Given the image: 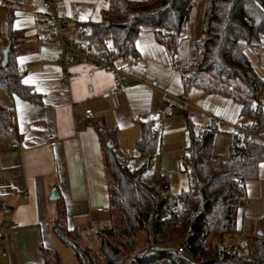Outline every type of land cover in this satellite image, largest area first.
Returning a JSON list of instances; mask_svg holds the SVG:
<instances>
[{
    "label": "crops",
    "instance_id": "crops-1",
    "mask_svg": "<svg viewBox=\"0 0 264 264\" xmlns=\"http://www.w3.org/2000/svg\"><path fill=\"white\" fill-rule=\"evenodd\" d=\"M66 1L67 13L72 4L80 6L78 22L99 21L103 10L109 8V0ZM206 1L195 0L187 37L176 56L169 45L158 43L152 32L141 33L137 42L140 56L131 55L125 60L134 62V73L125 77L115 94L117 84L108 71L83 72L78 64L66 70L59 64L60 47L40 41V34L47 29L44 0H21L13 21V27L22 34L15 47V59L18 68L27 67L19 70L24 73L23 82L40 99L24 98L0 88V106L13 110L16 119L15 130L7 134L0 130V247L8 252L7 256L0 254V264H46L47 251L58 254L56 248L63 243L53 232L52 222L61 204L63 225L69 230L85 233L90 227L98 230L110 223L114 200L103 144L113 147L115 138L116 146L136 156L142 122L161 114L164 93L185 98L189 108L177 110L163 121L161 147L156 155L159 167H165L168 159L183 163L180 154L189 144L191 126L201 132L214 123L218 131L213 147L220 130L228 134L224 142L228 139L229 143L241 104L198 87L186 92L184 87L185 74L193 70L195 43L202 35ZM4 2L0 0L5 12L0 58L8 45L3 37L7 13ZM85 43L89 46L87 37ZM89 47L102 54L101 44ZM253 62L264 77V63ZM87 109L94 112V119L79 123ZM51 137L55 145H51ZM153 164L149 171L164 172ZM188 185L180 177L173 185L176 191L170 192L188 190L184 189ZM53 188L59 195L56 200L51 199ZM245 196L246 203L237 214V238L264 228V160L259 164L258 178L246 182ZM4 225L8 227L4 230L6 238L1 235Z\"/></svg>",
    "mask_w": 264,
    "mask_h": 264
},
{
    "label": "trees",
    "instance_id": "trees-1",
    "mask_svg": "<svg viewBox=\"0 0 264 264\" xmlns=\"http://www.w3.org/2000/svg\"><path fill=\"white\" fill-rule=\"evenodd\" d=\"M195 0H109L99 21H79L87 29L89 46L101 44L102 55L112 63L139 57L137 42L142 32L169 45L173 56L187 37ZM21 0H5L3 37L11 44L9 61L0 58V88L24 98L39 100L23 82L15 59V47L22 34L13 27ZM201 37L195 43L193 70L184 76L185 91L198 87L241 104L240 120H258L264 127V77L259 61L260 38L264 37V0H207ZM16 129L14 111L0 106V130ZM218 127L212 123L201 132L190 128L184 170L191 187L179 193L158 190L146 181V174L161 147V132L152 118L142 122V136L136 142V156L119 162L124 150L104 143L114 205L109 224L95 232L98 251L82 244V233L63 225L61 204L53 232L74 250L78 264H264V228L247 233L249 253L239 240L227 248L230 235L239 232L237 214L246 203L245 184L259 176L264 160L263 144L253 140L245 160L233 151L230 140L224 157L213 154ZM114 137V135H113ZM3 222H1L2 225ZM91 232V231H90ZM181 242L185 251L180 252ZM46 264H65L55 252L45 253Z\"/></svg>",
    "mask_w": 264,
    "mask_h": 264
},
{
    "label": "built area",
    "instance_id": "built-area-1",
    "mask_svg": "<svg viewBox=\"0 0 264 264\" xmlns=\"http://www.w3.org/2000/svg\"><path fill=\"white\" fill-rule=\"evenodd\" d=\"M105 3V1H103ZM67 1L66 0H44L43 8L45 10L46 18L45 23L47 26L46 31L40 34V41L43 44H55L60 47L61 53L57 58V62L61 64L66 70L74 64L81 66L83 72L90 70H106L108 71L117 86L114 90L116 94L120 85L123 83L126 76H130L134 73L135 65L133 61H123L119 63H112L111 60L95 51H93L86 43L87 29H83L78 23V16L80 14V6L78 4H72L70 12L67 13ZM260 50L259 61L264 63V37L260 38ZM26 66L19 67L20 71H25ZM67 74L68 72L65 71ZM164 109L159 115H155L154 130L161 131L163 121L170 115H173L177 110L188 111L189 102L181 96H171L168 93L163 94ZM94 119V112L91 109H87L85 118H79V123H89ZM219 119H223L219 117ZM51 145L56 144L54 137H51ZM230 145L236 155L241 160H245L250 148L249 144L253 140H259L263 144L264 153V127L258 120H240L238 119L232 124L230 130ZM15 146V144H14ZM131 158V154L127 151L120 156L119 162L121 166L125 167V162ZM181 162L185 160V157H180ZM169 174L165 172L151 171L146 174V181L155 186L158 190H168ZM1 235L6 238L5 229L8 228L4 225ZM90 231L94 232L96 229L90 227ZM239 240V246L241 249L249 250V242L246 238H237L235 235L228 236L227 248H231ZM177 248L180 252L185 251L184 245L179 242ZM250 251V250H249ZM0 254L7 256V250L0 247ZM151 264H159L154 262Z\"/></svg>",
    "mask_w": 264,
    "mask_h": 264
},
{
    "label": "rangeland",
    "instance_id": "rangeland-1",
    "mask_svg": "<svg viewBox=\"0 0 264 264\" xmlns=\"http://www.w3.org/2000/svg\"><path fill=\"white\" fill-rule=\"evenodd\" d=\"M4 8L0 6V43L2 40V31H1V26H2V21L4 18ZM221 125V124H219ZM221 128V127H220ZM197 129H201V128H197ZM222 129V128H221ZM228 136V134L225 132V130H220L218 132V135L216 136V140H215V145L213 147V154L215 156H222L224 157L226 155L227 152V147H228V139L224 142L225 140V136ZM218 136H220V138H217ZM230 137V136H229ZM186 154V150H183L181 152V156H185ZM159 157H156L154 160V164L156 167H158V169H162L165 173H169L171 175L170 177V187L168 190L166 191H176L173 190V185L177 184V182L180 180V177H184L185 178V182L189 183L188 186H185L184 189H188L191 187V176L190 174L184 170V164L183 163H178V162H174V160H169L166 163L167 165L165 167H159L157 165V159ZM176 189V188H175ZM97 231V230H96ZM85 232L82 233V237L80 238V241L82 244L88 245L90 247V249L96 253L98 251V239L96 238L95 232ZM56 251L58 252L59 256L62 258L63 262L65 264H78L74 250L70 247L65 246L64 244L60 243V248H56Z\"/></svg>",
    "mask_w": 264,
    "mask_h": 264
},
{
    "label": "water",
    "instance_id": "water-1",
    "mask_svg": "<svg viewBox=\"0 0 264 264\" xmlns=\"http://www.w3.org/2000/svg\"><path fill=\"white\" fill-rule=\"evenodd\" d=\"M11 52V44L9 43L6 48L4 49V55H3V59H2V65H6L9 61V55ZM59 197L56 188L52 189V193H51V199L52 200H56ZM246 253H249V250L246 249L245 250Z\"/></svg>",
    "mask_w": 264,
    "mask_h": 264
}]
</instances>
